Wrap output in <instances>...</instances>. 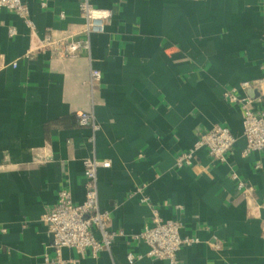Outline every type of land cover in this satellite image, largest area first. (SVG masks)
I'll use <instances>...</instances> for the list:
<instances>
[{"label":"crops","instance_id":"1","mask_svg":"<svg viewBox=\"0 0 264 264\" xmlns=\"http://www.w3.org/2000/svg\"><path fill=\"white\" fill-rule=\"evenodd\" d=\"M23 1L30 23L0 9V264L54 255L40 216L61 188L82 202L87 157L111 162L97 167L99 205L121 234L96 257L64 247L66 260L170 264L128 237L153 206L197 238L178 250L181 264H264V150L242 152V111L224 96L231 87L258 95L241 83L263 75L264 0H92L110 16L90 33L78 0ZM46 34L84 37L89 48L65 57L39 47ZM95 104L106 116L96 129L81 125L77 113ZM216 124L236 137L225 159L202 146L177 166L199 130Z\"/></svg>","mask_w":264,"mask_h":264},{"label":"built area","instance_id":"2","mask_svg":"<svg viewBox=\"0 0 264 264\" xmlns=\"http://www.w3.org/2000/svg\"><path fill=\"white\" fill-rule=\"evenodd\" d=\"M78 4L79 11L85 19L86 32L102 31L105 20L110 16V11L95 6L92 0H78ZM42 5L46 6V2H42ZM2 8L15 11L30 23L29 9L23 0H0V9ZM39 43L40 48H49L65 57L72 56L80 49L89 48L87 38H74L68 35L52 37L46 34L39 40ZM34 54V49H31L26 55ZM0 57L1 68L4 61L2 56ZM261 68L263 69L261 79L253 83L248 81L241 83L244 88L256 87L259 90L257 96L246 92L238 93L237 87L224 91L225 98L237 104L242 111V135L245 139L242 152L246 155L253 150H264V64ZM100 79V70L91 68L90 82L97 83ZM107 112L106 105L95 104L92 111L78 112L77 119L81 125L91 123L92 128L96 129L99 119L104 118ZM235 140L236 137L231 127L226 124H216L209 129L199 130L194 144L178 154L176 165L192 164L197 150L202 146L207 147L214 159L224 160L227 150L233 146ZM83 165L85 194L82 202H74L70 190L61 188L57 192L56 202L40 216L53 236L52 245L54 247V255H47L44 264H65L66 261L75 264L78 258L66 260L63 257L64 247L73 248L78 253L87 250L96 257L100 250L109 248L114 239L121 234V232L110 229L111 211L102 209L99 205L97 167L99 165L108 167L111 162L87 157L83 160ZM238 187L245 188V183L239 180ZM180 228L181 221L178 218L164 219L159 215L158 209L151 206L150 216L142 228L136 233L129 234L128 237L132 241H144L149 246L146 255L165 258L170 264H181L177 255L178 250L182 245L190 244L197 238L193 235H181ZM141 256V254L136 256L133 252L127 254L130 261Z\"/></svg>","mask_w":264,"mask_h":264}]
</instances>
